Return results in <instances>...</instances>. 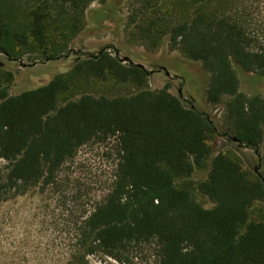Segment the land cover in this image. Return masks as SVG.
Masks as SVG:
<instances>
[{"label": "trees", "instance_id": "trees-1", "mask_svg": "<svg viewBox=\"0 0 264 264\" xmlns=\"http://www.w3.org/2000/svg\"><path fill=\"white\" fill-rule=\"evenodd\" d=\"M27 1L24 24L14 6L0 10V52L8 51V36L21 52L41 47L54 60L84 27L93 0ZM127 2L128 39L148 50L167 39L200 62L208 73L206 102L223 105L220 125L185 105L168 83L151 89L146 68L108 47L78 53L66 70L16 94L8 91V72L0 79V161L6 162L0 203L53 182L82 144L116 136L110 190L79 227L82 258L100 251L124 261L131 246L154 242L155 264H264V217L251 215L255 203H264V181L236 154L214 152L208 143L220 135L254 151L264 148V0ZM243 79L263 90H243ZM93 80L130 91H84ZM64 94L75 97L60 104ZM260 161L264 177V155ZM195 170L205 176L192 182ZM195 190L212 205L204 207Z\"/></svg>", "mask_w": 264, "mask_h": 264}, {"label": "rangeland", "instance_id": "rangeland-1", "mask_svg": "<svg viewBox=\"0 0 264 264\" xmlns=\"http://www.w3.org/2000/svg\"><path fill=\"white\" fill-rule=\"evenodd\" d=\"M8 5L14 6L11 7L13 14L23 24L28 21L27 0H0L1 11L5 12ZM129 10L127 0H93L85 10L84 27L70 41L67 50L54 60L45 59L41 47L21 52L5 36L8 51L0 52V79L10 72L12 80L7 82L8 91L16 94L66 70L72 66V58L78 53L93 54L101 47H108L121 58L143 64L149 71L147 84L151 89L162 88L168 83L169 91L179 96L185 105L193 104L220 125L223 105L212 106L206 102L204 88L208 73L200 62L184 57L170 46L167 39L156 50H148L128 39L126 19ZM82 88L95 95L130 91L129 88L120 89L94 80ZM242 88L245 91L263 90L259 82L250 79L242 80ZM74 97L64 94L59 103ZM208 143L214 152L236 154L242 166L252 173H255V168L259 173L263 171L260 161L264 155L263 147L254 151L220 135ZM117 160L116 136L93 139L79 146L74 155L63 162L53 182L47 185L39 183L23 194L2 201L0 264H155L158 258L154 242L131 246L122 256L124 261L100 251L82 258L83 251L78 244L79 227L110 190ZM5 164L4 160L0 161L1 167ZM204 176L205 170H195L190 179L196 182ZM194 194L204 207L212 205L197 190ZM251 215L253 218L264 217V203H255Z\"/></svg>", "mask_w": 264, "mask_h": 264}, {"label": "water", "instance_id": "water-1", "mask_svg": "<svg viewBox=\"0 0 264 264\" xmlns=\"http://www.w3.org/2000/svg\"><path fill=\"white\" fill-rule=\"evenodd\" d=\"M120 59H121L122 61H129L128 58H121V57H120ZM137 65L140 66V67L145 68V67L143 66V64H141V63H137ZM233 140H235V138H233ZM255 172H256V174H257L258 176L261 177V180L264 181V177H263V176L257 171V168H255Z\"/></svg>", "mask_w": 264, "mask_h": 264}]
</instances>
